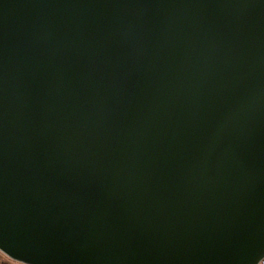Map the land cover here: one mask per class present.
Masks as SVG:
<instances>
[{"label": "water", "instance_id": "water-1", "mask_svg": "<svg viewBox=\"0 0 264 264\" xmlns=\"http://www.w3.org/2000/svg\"><path fill=\"white\" fill-rule=\"evenodd\" d=\"M0 250L259 264L264 0H0Z\"/></svg>", "mask_w": 264, "mask_h": 264}, {"label": "crops", "instance_id": "crops-1", "mask_svg": "<svg viewBox=\"0 0 264 264\" xmlns=\"http://www.w3.org/2000/svg\"><path fill=\"white\" fill-rule=\"evenodd\" d=\"M19 263H20L19 261L10 258L2 250H0V264H19ZM259 264H264V258L260 261Z\"/></svg>", "mask_w": 264, "mask_h": 264}, {"label": "rangeland", "instance_id": "rangeland-1", "mask_svg": "<svg viewBox=\"0 0 264 264\" xmlns=\"http://www.w3.org/2000/svg\"><path fill=\"white\" fill-rule=\"evenodd\" d=\"M20 263H21V262H20ZM20 263H19V264H20ZM21 264H24V263H21Z\"/></svg>", "mask_w": 264, "mask_h": 264}, {"label": "trees", "instance_id": "trees-1", "mask_svg": "<svg viewBox=\"0 0 264 264\" xmlns=\"http://www.w3.org/2000/svg\"><path fill=\"white\" fill-rule=\"evenodd\" d=\"M22 263V262H21ZM25 264V263H24Z\"/></svg>", "mask_w": 264, "mask_h": 264}]
</instances>
